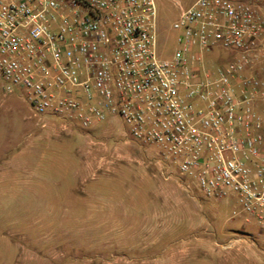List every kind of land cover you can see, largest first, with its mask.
<instances>
[{"label": "built area", "instance_id": "obj_1", "mask_svg": "<svg viewBox=\"0 0 264 264\" xmlns=\"http://www.w3.org/2000/svg\"><path fill=\"white\" fill-rule=\"evenodd\" d=\"M156 16V0H0V106L20 93L38 119L120 118L187 187L264 229V0L181 6L169 58Z\"/></svg>", "mask_w": 264, "mask_h": 264}, {"label": "rangeland", "instance_id": "obj_2", "mask_svg": "<svg viewBox=\"0 0 264 264\" xmlns=\"http://www.w3.org/2000/svg\"><path fill=\"white\" fill-rule=\"evenodd\" d=\"M194 2L156 0L160 57L174 53L173 24ZM63 123L35 117L20 93L0 106V264H264V229L234 197L187 187L120 118ZM19 142L40 164L15 163Z\"/></svg>", "mask_w": 264, "mask_h": 264}, {"label": "crops", "instance_id": "obj_3", "mask_svg": "<svg viewBox=\"0 0 264 264\" xmlns=\"http://www.w3.org/2000/svg\"><path fill=\"white\" fill-rule=\"evenodd\" d=\"M111 119H113V118H111ZM32 144H33V142L30 143V145H32ZM25 145L22 146V144L20 142L17 145V147H19V150L16 149V151H17V153L20 154V156L16 157L15 163L18 164L20 167L24 166L26 168L40 164L39 159L43 158V157H39L37 155H32V154L28 155L26 152H23ZM68 200H69V196L66 199V201H68Z\"/></svg>", "mask_w": 264, "mask_h": 264}]
</instances>
